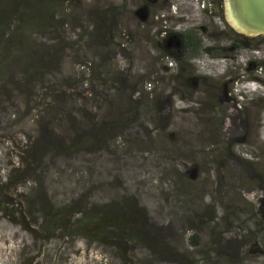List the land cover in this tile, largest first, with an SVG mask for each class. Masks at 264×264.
<instances>
[{
	"label": "rangeland",
	"instance_id": "obj_1",
	"mask_svg": "<svg viewBox=\"0 0 264 264\" xmlns=\"http://www.w3.org/2000/svg\"><path fill=\"white\" fill-rule=\"evenodd\" d=\"M142 1L79 0V8L66 21L68 38L72 35L77 39L78 33L80 38L90 32L88 11L97 4L107 2L124 8L118 16L117 29L110 34V41L100 45L102 49L99 46L89 48L91 51L81 45L88 40L84 37L77 54L72 57L70 53L63 65V74H75L79 80H84L79 90L74 91L83 98L104 91L108 99L114 98L113 90L101 86L106 71L123 73L127 82L133 84L139 105L138 125L125 127L126 140L121 137L115 143L122 154L120 179L124 183L121 186L129 190L127 194L138 193L140 203L146 206H149L148 199L158 206L156 197L165 202L177 201L184 195L192 199L197 215L203 216L202 227L194 232L200 238V246L192 248L187 244L194 234L183 226L179 235L185 241L177 245L183 253L197 258L199 264H264V222L253 208L254 198L264 191H253L264 182V43L235 51L223 49L229 46L235 34L242 35V30L232 29L226 22L225 0L220 16L225 30L231 31V37L220 35L221 25L213 17L204 18L188 8L173 14L171 0L163 3V7L160 0H147L151 2L152 14L146 30L141 27L144 19L132 14L143 5ZM185 4L190 6L188 0ZM232 9L234 14L236 10ZM187 11L191 16L184 17ZM201 26L207 28L206 33ZM161 29L205 34L201 35L203 44L216 49L212 54L200 50L188 53L183 67L179 68L173 47L167 56L177 60L172 58L174 64L170 66L153 46L156 32ZM108 48L115 51L110 54ZM120 49L124 51L119 52ZM249 61L255 62V66L246 70ZM258 65L262 66L260 73L256 72ZM19 75L20 71L12 73L14 78ZM9 76L10 72L3 79ZM27 99V96L14 95L8 103L0 104V264H120L109 247L90 243L80 236L64 241L59 229L64 224L62 217H58L60 208L69 203L73 208L78 207L85 187L95 185V177L84 171H95L96 177L104 180L106 175H101V170L111 174L112 170H107L110 165L105 164L100 169L99 165H94L96 162L91 154L79 157L44 155L37 165L31 166L35 183L25 181L29 175L6 183L8 172L18 165L26 142L36 135V121L41 113L35 112L32 99L26 102ZM156 103L160 105V119L152 114V105ZM104 113L101 109L100 114ZM145 132H151L150 140ZM61 134L62 131L57 130V135ZM228 162L242 173L234 192L218 187V182L227 178ZM92 165L95 167H90ZM246 168L252 170L250 175L244 173ZM127 172L137 176L127 177ZM173 176L182 179L176 181ZM171 186H176L175 190H171ZM93 193L88 192V204L106 202L115 195L124 196V191L119 189L111 195ZM4 202H7L4 204L7 209L2 211ZM51 220L56 230L46 233L44 227ZM226 224L240 233L237 238L240 244L232 246L235 253L228 260L210 252L218 246L210 232H218ZM140 253L136 250L129 257L141 258L144 254Z\"/></svg>",
	"mask_w": 264,
	"mask_h": 264
},
{
	"label": "trees",
	"instance_id": "obj_2",
	"mask_svg": "<svg viewBox=\"0 0 264 264\" xmlns=\"http://www.w3.org/2000/svg\"><path fill=\"white\" fill-rule=\"evenodd\" d=\"M166 1L168 0H160L161 7ZM171 1V4H177V13H181L186 8L192 9L190 5L192 0H188L190 6L185 4L187 0ZM212 1L213 9L210 12L201 11L199 16L215 18L216 23L222 28L220 35L231 37V31L225 30L226 27H223L221 19L222 0ZM78 3L79 0H0V104L8 103L14 95L21 98L27 96L26 102L31 98L33 110L41 113L39 120L36 121L38 123L36 135L26 142L18 165L13 166L8 172L6 183L9 184L12 179L21 176L26 178V175L30 178L25 181L35 183L31 166L37 165L44 155L79 157L82 156L81 154H91L96 162L94 165H99L102 169L108 164L110 166L107 170H112V173L106 174L101 170V175H106V178L100 180L96 177L95 171L88 169L84 171L95 177V185L90 184L85 187L86 192L79 197L78 207L73 208L69 203L60 208L58 217H62L61 223H64L59 227L62 239L69 242L80 236L90 243L109 247V251L114 253L120 264H126L127 261V264H165L171 261L173 264H199L197 258L183 253L177 246L185 241V238L179 235L183 226L194 234L203 225L201 220L203 216L197 215L198 211L194 208L192 199L189 196L185 198L184 195L182 198L179 196L177 201L170 199L165 202L155 196L154 200L158 201V206L151 199H148L149 206H146L140 203L138 193L127 194L129 190L121 186L124 183L120 179L123 164L119 162V158L122 154L117 150L115 143L121 137L126 140L123 131L125 127L138 125L136 111L139 105L133 84L127 82L123 73L110 74L106 71L101 78V86L113 90L114 98L108 99L103 94L106 93L104 91L99 94L93 92L88 99L83 98L79 92H74L79 90V84L83 85L84 80L82 78L79 80L75 74L67 76L63 74V65L70 53H73L72 57L77 54L79 44L84 37L88 40L81 45L87 49L104 46L107 40L110 41V34L117 29L116 22L124 8L109 5L107 2L102 5L97 4L88 11L91 20L90 32L80 38L78 33L77 39L72 35L68 38L65 32L66 21L74 16L73 13L79 8ZM142 3L143 5L132 14L140 15L144 19L141 27L148 30L147 20L152 14L151 2L143 0ZM189 12L187 11L183 16H191ZM192 12L194 13L193 9ZM200 29L203 33L207 32L204 26ZM163 31L165 34L161 36ZM201 35L205 34L195 35L188 30L161 29L156 32L157 40L153 46L164 59L169 57L167 52L174 47L178 67L182 68L188 53L192 51L197 53L200 50L212 54L216 49L215 46L203 44ZM234 36L229 40V46L223 48L224 50L235 51L252 46L259 47L264 43V36L253 38L238 34ZM173 42H178L179 46H170ZM108 50L110 54L115 51L112 48ZM123 51V49L119 50V52ZM170 57L177 60L174 56ZM72 64H75L74 60ZM252 66H255V62L249 61L246 70H250ZM14 71H20L18 78L12 76ZM8 72L10 76L3 79ZM101 109L105 111L103 115L100 114ZM159 109L160 105L157 103L152 105L153 116L160 119ZM57 130L62 131V134L57 135ZM150 135L151 132H145L149 140ZM94 165L90 167L93 168ZM244 173L250 175L252 170L246 168ZM241 174L231 162H228L225 169L227 178H222L218 182L219 189L223 187L228 192L237 191ZM126 176L137 175L127 172ZM179 178L182 179L173 176V180L178 181ZM127 183H129L128 179ZM258 186L257 189L252 188L253 191L264 190V182L259 183ZM175 188L176 186H171V190ZM118 189L124 191V196L115 195L106 202L96 201L97 204H88L90 201L88 192L102 196L103 193L111 195ZM146 196L144 194V197ZM254 199L253 208L258 212L259 220L264 222V191ZM4 204L7 202L3 203L2 211L7 209ZM199 220H201L200 226ZM53 224L52 220L47 222L44 227L46 233H53L56 230ZM239 234L230 224H226L218 232L211 231L210 237L217 239L213 242L218 246L210 252L228 260L229 256L235 253L232 246L240 244L237 240ZM187 244L192 248L200 246L197 233L189 238ZM136 250L144 255L141 258L129 257Z\"/></svg>",
	"mask_w": 264,
	"mask_h": 264
},
{
	"label": "water",
	"instance_id": "obj_3",
	"mask_svg": "<svg viewBox=\"0 0 264 264\" xmlns=\"http://www.w3.org/2000/svg\"><path fill=\"white\" fill-rule=\"evenodd\" d=\"M223 1V0H222ZM230 11L232 8L236 11L233 14L235 19L239 22L241 26L242 35L249 36H259L264 35V0H226ZM223 4V3H222ZM226 22L227 20V8H225ZM229 26L232 29H235L231 24ZM174 45L175 47L179 46L178 42H173L170 46Z\"/></svg>",
	"mask_w": 264,
	"mask_h": 264
},
{
	"label": "built area",
	"instance_id": "obj_4",
	"mask_svg": "<svg viewBox=\"0 0 264 264\" xmlns=\"http://www.w3.org/2000/svg\"><path fill=\"white\" fill-rule=\"evenodd\" d=\"M190 5L193 7L194 13H200L201 11L208 10L210 12L213 9V1L212 0H192ZM177 4H171L170 11L173 14H177ZM165 34V31L161 32V36ZM169 65H173V60L169 59L168 57L165 58ZM262 71V66H258L256 68V72L260 73Z\"/></svg>",
	"mask_w": 264,
	"mask_h": 264
},
{
	"label": "bare ground",
	"instance_id": "obj_5",
	"mask_svg": "<svg viewBox=\"0 0 264 264\" xmlns=\"http://www.w3.org/2000/svg\"><path fill=\"white\" fill-rule=\"evenodd\" d=\"M226 8H227V20H228L229 24H231L234 28L241 30V26H240L239 22L233 16L232 12L230 11V7H229L227 1H226Z\"/></svg>",
	"mask_w": 264,
	"mask_h": 264
},
{
	"label": "flooded vegetation",
	"instance_id": "obj_6",
	"mask_svg": "<svg viewBox=\"0 0 264 264\" xmlns=\"http://www.w3.org/2000/svg\"><path fill=\"white\" fill-rule=\"evenodd\" d=\"M241 36H244V35H241ZM246 37V36H245Z\"/></svg>",
	"mask_w": 264,
	"mask_h": 264
}]
</instances>
